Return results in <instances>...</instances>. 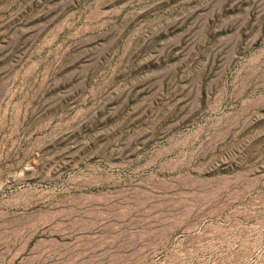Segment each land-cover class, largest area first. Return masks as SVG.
Masks as SVG:
<instances>
[{
  "label": "rangeland",
  "instance_id": "374dc122",
  "mask_svg": "<svg viewBox=\"0 0 264 264\" xmlns=\"http://www.w3.org/2000/svg\"><path fill=\"white\" fill-rule=\"evenodd\" d=\"M0 264H264V0H0Z\"/></svg>",
  "mask_w": 264,
  "mask_h": 264
}]
</instances>
